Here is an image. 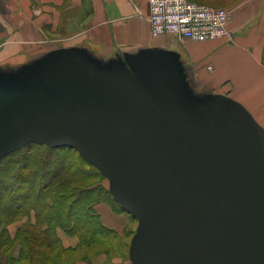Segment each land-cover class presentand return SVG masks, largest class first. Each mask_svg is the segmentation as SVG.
<instances>
[{
  "label": "water",
  "instance_id": "1",
  "mask_svg": "<svg viewBox=\"0 0 264 264\" xmlns=\"http://www.w3.org/2000/svg\"><path fill=\"white\" fill-rule=\"evenodd\" d=\"M27 68L0 77V158L31 142L78 149L139 220L134 264H264V129L241 103L194 95L159 49H57Z\"/></svg>",
  "mask_w": 264,
  "mask_h": 264
},
{
  "label": "rangeland",
  "instance_id": "2",
  "mask_svg": "<svg viewBox=\"0 0 264 264\" xmlns=\"http://www.w3.org/2000/svg\"><path fill=\"white\" fill-rule=\"evenodd\" d=\"M53 3L48 2V0H0V43L17 39L18 35L21 34L19 32L24 30L23 24L29 22L27 18H31L29 24L34 23L38 27V35L36 34L35 36L37 38H34V42L27 53H23L22 50L17 49L9 52L5 48L8 45L0 46V77L26 76L30 73L27 67L34 64L46 53L57 49H81L91 58L98 61H103L106 58L116 61L122 57L123 53L119 52L104 55L78 43L70 45L73 43V39H68L67 34L68 32H72L71 30L73 29L68 30L67 28L68 19L70 18L67 15L70 12L67 8L72 5V0H59L58 4ZM56 9L59 11V14L61 13L62 21L59 24L58 32H51L49 20L51 19L52 11H56ZM20 11H25L26 14L23 13L21 16H18ZM173 47L176 46L174 45ZM38 75L46 79L44 71L34 76L38 77ZM189 82L190 87L195 90L196 85L191 76H189ZM195 93L197 96L200 94ZM4 104L9 105L8 102ZM4 112H8L9 116L12 115L11 111H5L4 109ZM0 140H3L1 131ZM6 146V144L1 145L0 150H5ZM32 159L34 161L39 159L38 164H33ZM14 162H16V165L23 167L20 168L22 171L20 173L24 177V181L20 182V192H25L27 188H30L29 191L32 195L34 191L39 189L40 191L42 190L41 192L44 196L37 198L35 202H31V196L28 193L23 198L18 199L24 193L11 194L12 187L8 189L4 188L5 190L0 188L2 196L0 199L4 200V202L6 200L8 204L12 198L14 201V204H12L13 208L17 207V205L23 207L22 209L19 208L18 213L20 214L13 221L0 223V231L4 234L3 236L7 235L13 240V238L18 236H24L25 233L37 232L40 228H47L48 225L44 222L48 216L45 215L48 213L47 209L49 208L56 214V206L58 205L52 199L48 200L49 204H45L47 202L46 196L52 195V187L61 179H64L72 183L76 192H72V195L65 194L66 198H63L64 205L61 208L59 221L63 223L68 222L69 218H67V214L71 215L70 219L73 218V215L70 213L75 212L80 205L74 204L72 210L70 209L71 203H74L76 195L80 194L83 188H91V193L88 194L89 197L93 199L99 198V203H104L108 207L115 226L112 228L106 226V231H101V233L94 235H90V233L88 235L82 228L72 232L60 228L56 231L57 237L60 238V243L56 249L52 250V253L60 256L61 262L67 260V264H79V262H86L88 264H124V262H129L130 264H134L130 257L129 248L132 238L137 231L138 218L134 217L130 211L123 208L115 200L111 192V181L109 178L96 165L85 160L75 147L58 146L52 149L48 148V146L29 147L20 152L19 156L11 160L10 163L6 164L4 161L0 164L2 165L0 168L3 167L0 170L1 178H4V175H10L7 169ZM23 163L24 165L21 166ZM56 167H61L58 172ZM48 169L49 171L54 169V173L47 177H42V175L40 177V173L42 171L47 172ZM37 171L39 176H36L38 175ZM61 193L62 189L55 192V199L57 197L61 198ZM71 224H73L72 221ZM52 227L53 231H55V227ZM13 244L10 243L11 255L18 257L21 252V246L18 244V241L13 242ZM41 249L43 250V248Z\"/></svg>",
  "mask_w": 264,
  "mask_h": 264
},
{
  "label": "crops",
  "instance_id": "3",
  "mask_svg": "<svg viewBox=\"0 0 264 264\" xmlns=\"http://www.w3.org/2000/svg\"><path fill=\"white\" fill-rule=\"evenodd\" d=\"M192 1L231 9L230 27L234 30V41L154 36L148 19L137 14L131 0H72V5L67 8L70 11L67 13L70 17L67 28L73 30L67 36L73 39L70 45L78 43L104 55L123 53L122 59L148 49L174 52L182 64L189 87V76L195 82L196 89L190 87L194 95L197 96V92L199 96L216 94L234 98L253 113L264 129V0ZM48 2L58 4L59 0ZM137 4L148 13L146 0H137ZM23 13L26 14L20 11L18 16ZM50 18V31L58 32L61 13L56 9ZM27 19L31 22V18ZM29 22L23 24L24 30L19 32L17 39L1 42L0 46L8 45L5 48L9 52L17 49L27 53L38 33V27ZM95 209L105 226H115L104 203H97Z\"/></svg>",
  "mask_w": 264,
  "mask_h": 264
},
{
  "label": "trees",
  "instance_id": "4",
  "mask_svg": "<svg viewBox=\"0 0 264 264\" xmlns=\"http://www.w3.org/2000/svg\"><path fill=\"white\" fill-rule=\"evenodd\" d=\"M36 146L37 147L38 146L39 147L48 146V148H51V149L55 147V146H50L45 143L41 144L37 142H31L1 157L0 164L3 163L4 161L6 162V164L10 163V161L15 159L17 156H19V153L22 152L23 150H26L29 147H36ZM39 159L36 161L32 159V163L38 164ZM23 165L24 163L21 164V166ZM1 166L2 165H0V167ZM2 168H0V170H2ZM20 168H23V167H20V165H16V162L12 163L10 167H8L7 169V172L10 173V175L8 176L4 175L3 176L4 178L0 177V188L8 189L12 187L10 191L11 194L12 193L13 194H16V193L23 194L24 193L23 195H20L18 199L23 198L24 195H27L28 193L29 196H31L30 198L31 202H35L37 198L44 196L41 192L42 190L40 191L38 189L34 191L32 195L29 191L30 188H27L25 192L24 191L20 192V187H21L20 182L24 181V177L21 174L22 171L20 170ZM56 168L58 172V170H60L61 167H56ZM54 169H51L50 171L48 169L47 172L42 171V173H40V177L41 175L42 177L50 176L52 173H54L53 171ZM3 173H6V172H3ZM36 176H39V173ZM60 189H62V193H61L62 199L60 197H57L55 199L54 197L56 195L55 192H58V190ZM90 190L91 188H85V189L83 188V190H81L82 192L76 195L73 201L74 203H71L70 209L73 210L74 204L76 205L78 204L80 205V207L75 212L70 213L73 215L72 219H70L71 215L69 216V214H67V218H69V221L66 223H63L59 221L61 217V208L64 205L63 198H66L65 194L72 195L73 194L72 192H76V191L72 183H70V181H65L64 179H61L58 183H56V185L52 187V191H53L51 192L52 195L46 196L47 202L45 204H49L48 200L52 199V200H55L56 204L58 205L56 206V214L49 208L47 209L48 213H46L45 215L46 216L48 215V216L46 218L44 217L45 218L44 222L47 223L48 225L47 228L38 229L37 231L38 233L37 232H30L27 234L25 233L24 236L22 237L18 236L16 238H13V240L10 239V237L7 235L3 236L4 234L0 231V264H67V260L61 262L60 256L52 253V250L56 249V247H58L60 243V238H58L56 235V231L58 229L63 228L69 232H72L74 230L76 231V229L79 230L80 228H82L85 230L86 233H88V235L89 233L90 235L99 234L101 233V231H106L107 229V227L103 224L100 215L95 210V205L99 203L100 199L99 198L93 199L92 197H89L88 194L91 193ZM0 197L2 198L1 194H0ZM13 202L14 201L12 200V198L10 199V203L8 204L6 203V200L4 202V200L0 199V223H4L5 221L6 222L13 221V219L18 214H20L18 213L19 212L18 210L19 208L22 209L23 207L21 205H17V207L13 208L12 207V204H14ZM31 208L33 207L31 206ZM56 215L58 216V218ZM71 221L73 224H71ZM52 226L55 227V231H53ZM16 241H18V244L21 246V252L18 255V257H14L11 255L10 243L13 244V242H16ZM41 248H43V250Z\"/></svg>",
  "mask_w": 264,
  "mask_h": 264
},
{
  "label": "built area",
  "instance_id": "5",
  "mask_svg": "<svg viewBox=\"0 0 264 264\" xmlns=\"http://www.w3.org/2000/svg\"><path fill=\"white\" fill-rule=\"evenodd\" d=\"M136 12L146 17L154 36L171 35L181 40L204 41L223 38L234 41L230 27L232 10L192 0H146L148 13H144L137 0H131Z\"/></svg>",
  "mask_w": 264,
  "mask_h": 264
},
{
  "label": "bare ground",
  "instance_id": "6",
  "mask_svg": "<svg viewBox=\"0 0 264 264\" xmlns=\"http://www.w3.org/2000/svg\"><path fill=\"white\" fill-rule=\"evenodd\" d=\"M156 48H158V47H156ZM149 50V49H148ZM51 52V51H50ZM49 53V52H48ZM47 54V53H46ZM44 56V55H43ZM42 56V57H43ZM232 99H234V98H232ZM234 100H236V99H234ZM236 101H238V100H236ZM238 102H240V101H238ZM243 105V104H242ZM249 112H250V114L253 116V118L255 119V121L263 128V126L259 123V121L256 119V117L253 115V113L245 106V105H243Z\"/></svg>",
  "mask_w": 264,
  "mask_h": 264
}]
</instances>
